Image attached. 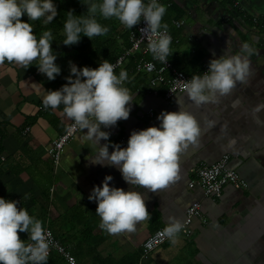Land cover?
<instances>
[{"label": "crops", "instance_id": "1", "mask_svg": "<svg viewBox=\"0 0 264 264\" xmlns=\"http://www.w3.org/2000/svg\"><path fill=\"white\" fill-rule=\"evenodd\" d=\"M171 1L184 12V17L177 21L184 25H171L169 32L173 40L179 41L170 43L168 56L177 70L202 74L204 65L223 54L227 41L233 53L247 42L253 54L249 57L248 83H237L218 104L199 108L185 94L176 96L170 104L150 95L149 78L130 76L135 59L129 61L124 85L132 98L129 118L118 121L115 127L102 129L110 133L112 143L119 144L122 138L127 142L133 130L158 126L157 116L162 111L179 110L176 99L200 125L199 143L180 154V179L157 193L133 189L114 167L91 164L88 158L95 148L82 139L81 131L67 147L59 167L53 165L48 154L51 142L65 132L71 121L64 117L62 106L44 109L42 98L48 90H57L67 82L69 62L78 68H97V61L92 65L87 60H100L98 51L89 48L83 52L76 46L63 45L57 39L63 36L61 31L53 36L51 44L57 56L55 63L61 68L55 80L49 81L39 73L35 61L27 69L7 61L0 64V156L6 159L0 162V197L19 201L17 207L25 208L44 228L48 227L77 264H103L101 260L105 264H264V109L252 111L264 103V30H254V26L233 14L211 9V0ZM21 19L28 22L26 16ZM36 22L30 24L38 39L49 29L48 25L39 26ZM225 125L226 136L222 132ZM27 127L31 131L23 137ZM228 138L236 139L234 148L226 147ZM112 150L110 147L109 151ZM224 155L230 156V168L248 183L247 191L227 187L222 198L213 201L205 198L200 189H189L200 164H213ZM106 175L113 177L111 186L138 190L147 196L149 215L132 233L109 235L98 227L97 204L88 196ZM25 194L29 198L23 200ZM194 202L201 203L206 223L195 222L191 239L178 234L176 243L169 241L149 261L141 262L143 243L175 221L183 224L186 210Z\"/></svg>", "mask_w": 264, "mask_h": 264}, {"label": "clouds", "instance_id": "2", "mask_svg": "<svg viewBox=\"0 0 264 264\" xmlns=\"http://www.w3.org/2000/svg\"><path fill=\"white\" fill-rule=\"evenodd\" d=\"M80 2L87 6V12L82 15L67 12L63 45H76L82 36L92 40L95 36L105 35L108 28L97 21V14L103 19L115 18L127 29L143 21L145 27L140 32L148 40V52L153 60L167 62L171 37L168 25L162 22L166 6L159 0ZM57 15L54 0H0V64L7 61L27 69L35 61L39 73L49 81L55 80L61 68L55 63L57 56L51 47L52 32L45 30L37 39L30 22L40 20L43 25H48ZM22 16H26L28 22L22 20ZM226 43L223 54L209 61L207 71L193 75L184 84L186 97L197 108L218 104L221 97L232 93L237 83H248L251 74L249 57L253 49L245 42L233 53L228 41ZM114 68L106 59L97 68H78L69 62L67 82L57 90H48L42 98V106L46 110L62 106V113L72 122V128L79 129L83 133L82 139L94 146L95 151L88 158L91 164L114 167L133 189L157 193L180 179V154L190 145L199 143L200 125L176 99L179 110L162 111L157 116L158 126L133 130L126 147L112 143L110 133L102 129L127 120L132 102L129 90L124 86L127 72L121 70L116 74ZM261 109H264V103L252 111ZM222 132L227 135V125ZM102 140L105 143L101 144ZM235 144V138H228L226 147L234 148ZM112 180L111 175H106L102 184L94 186L88 196L97 204L98 227L109 235L132 233L136 225L149 215L145 205L147 196L138 190L125 191L111 186L109 182ZM28 198L27 194L22 197L23 200ZM18 203L0 197V264H48L52 244L50 233L25 208H18ZM181 229L179 221L166 228V235L172 243H176ZM18 233H27V239H20Z\"/></svg>", "mask_w": 264, "mask_h": 264}, {"label": "built area", "instance_id": "3", "mask_svg": "<svg viewBox=\"0 0 264 264\" xmlns=\"http://www.w3.org/2000/svg\"><path fill=\"white\" fill-rule=\"evenodd\" d=\"M240 0H237L238 3ZM161 2V0H159ZM254 25H258L260 20L254 18ZM174 26L180 28L184 25V22H174ZM145 27L143 21H141L137 27L130 31L129 45L130 48L124 51L112 64L115 66L114 71L118 74L121 70H125L129 61L135 59L133 68L130 70V76L134 78H149L148 79V92L154 97H161L162 100L170 104L174 98L180 94H185L183 87L187 80L191 77L177 70L169 58L166 63L153 60L152 55L147 50L148 40L142 36L140 29ZM168 35L171 37V43L174 41L176 44L178 40H173V37L168 31ZM208 66L204 65L202 73L207 71ZM126 81L124 82L125 85ZM153 112L150 113V117H153ZM69 129H71L69 131ZM30 127L24 129L22 136L27 137L30 133ZM79 129L72 128V122L67 126L65 132L53 140L49 146L48 154L51 157L52 163L55 167H59L67 147L74 141L75 137L79 134ZM1 142V134H0ZM119 144L122 147L127 146V142L124 138L119 140ZM230 156L224 155L221 159L213 164H200L194 174V178L189 183V189H200L205 198L213 201H218L222 198L224 189L232 187L237 191H247L249 189L248 183L237 173L230 168ZM6 161L4 156H0V162ZM206 223L204 220L202 206L200 202H194L186 210L185 220L182 224V229L178 233L184 237V239H191L194 234L193 226L195 222ZM50 233V239L52 244L49 249L50 258L53 255H58L67 264H77V260L73 257L71 252L65 248L54 236L52 231L45 228ZM170 240L166 235L165 230H158L152 236H150L142 245L140 251V261L147 262L151 259L152 255L162 246L167 244Z\"/></svg>", "mask_w": 264, "mask_h": 264}, {"label": "trees", "instance_id": "4", "mask_svg": "<svg viewBox=\"0 0 264 264\" xmlns=\"http://www.w3.org/2000/svg\"><path fill=\"white\" fill-rule=\"evenodd\" d=\"M54 2L57 5L58 15L50 24H48V29L53 30L52 35L57 37V35H59L61 31H63V24L66 19L67 12L72 11L75 15H82L87 12V6L83 5L80 0H54ZM160 3L166 6V13L163 17L162 22L168 25V31L170 32L171 25H173L174 22L182 19L184 17V12L171 0H161ZM96 19L101 25L108 28V32L105 35L95 36L92 38V40L82 36L78 44L67 47L73 48L74 46H76L78 50H82L83 52L89 51L88 49L90 48L93 51L99 52L98 58L101 57L104 60L108 58V62L113 63L124 51L130 48L128 35L131 30L137 27L138 24L133 26L132 29H127L122 26L120 22L115 18L103 19L97 14ZM252 20L253 19H250L249 23L253 26L254 24ZM36 24L39 26L43 25L40 20H37ZM259 28L261 30H264V22ZM57 39L58 41L62 42L64 37L60 36ZM95 46H97L98 49L94 50ZM100 60L94 59L93 61L91 59H88L87 62L91 63L92 65H96L95 62L97 61V65L99 66V63L102 62ZM91 64L89 65L92 66ZM184 72L191 77L195 75L194 73L186 70ZM18 235L22 240L27 239V234L24 235L23 233H18ZM64 262V259H62L58 255H53L48 258V264H64ZM100 262L105 264V262L102 260Z\"/></svg>", "mask_w": 264, "mask_h": 264}, {"label": "flooded vegetation", "instance_id": "5", "mask_svg": "<svg viewBox=\"0 0 264 264\" xmlns=\"http://www.w3.org/2000/svg\"><path fill=\"white\" fill-rule=\"evenodd\" d=\"M236 1L218 0L217 4L211 1L209 7L217 10L219 13L233 14L240 20L247 21L246 23L250 21L248 14L260 15L259 17H255L260 20V23L253 25L256 28L254 30H258L264 22V0H240L238 3ZM248 26H251V24L249 23Z\"/></svg>", "mask_w": 264, "mask_h": 264}, {"label": "rangeland", "instance_id": "6", "mask_svg": "<svg viewBox=\"0 0 264 264\" xmlns=\"http://www.w3.org/2000/svg\"><path fill=\"white\" fill-rule=\"evenodd\" d=\"M248 16H249V17H254V18H255V16H260V15L248 14ZM244 23H245V22H244ZM244 25H246V24H244Z\"/></svg>", "mask_w": 264, "mask_h": 264}]
</instances>
